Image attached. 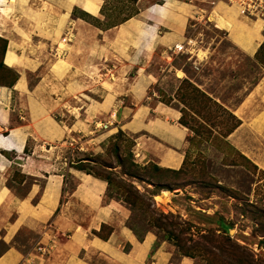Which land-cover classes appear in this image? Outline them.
<instances>
[{
	"label": "rangeland",
	"instance_id": "1",
	"mask_svg": "<svg viewBox=\"0 0 264 264\" xmlns=\"http://www.w3.org/2000/svg\"><path fill=\"white\" fill-rule=\"evenodd\" d=\"M175 1L191 11L185 14L183 42L166 54L186 78L179 72L177 77L161 72L165 63L158 48L148 70L160 79L150 90L148 102L154 105V97L169 104L187 123L181 125L188 138L179 169L138 162L133 140L115 124L116 115L130 105L121 99L127 95L123 91L126 73L119 72L124 66L120 58H125L121 54L140 59L142 49L150 46L147 25H136L131 18H138L145 9L146 19L165 21L172 14L167 0H24L19 11L17 0L7 2L12 6L2 18L8 19L5 27L13 47L2 55L0 41V93H4L8 125H27V113H39L33 125L51 121L59 134L64 131L65 135L49 141L29 137L24 153L36 145L42 153L45 148L51 151L48 157L41 155L40 168L51 165L56 175L63 176L66 187L60 203L75 186L70 172L77 164L91 176L107 177L106 200H115L127 210L121 227L138 242L148 233L153 236L142 264H150L161 246L169 254V264L184 258L190 264H226L230 247H242L251 264H264V231H260L264 220L252 208L264 212V172L228 140L234 124L232 106L264 73V39L249 58L232 45L228 35H237L248 24L252 28L246 36L261 40L264 7L241 15L239 8L223 0ZM230 9L236 12L230 14ZM9 52L19 57V67L6 63ZM195 52L198 64L190 58ZM202 54L205 58L198 60ZM20 77L23 80L17 81ZM23 81L24 92H20L16 86ZM3 114L0 110V119ZM0 134L4 139L9 135ZM38 182L43 186V178ZM32 183V178L26 179L15 168L6 186L22 197ZM111 231V224H102L91 233L107 240ZM121 247L123 253L130 250L123 239Z\"/></svg>",
	"mask_w": 264,
	"mask_h": 264
},
{
	"label": "crops",
	"instance_id": "2",
	"mask_svg": "<svg viewBox=\"0 0 264 264\" xmlns=\"http://www.w3.org/2000/svg\"><path fill=\"white\" fill-rule=\"evenodd\" d=\"M23 1L17 0V11L22 9L20 4H23ZM167 1L171 5L169 9L172 14H168L165 21L146 19L142 15L145 9L140 11L138 18H131L136 25L139 22L147 25L149 34L146 43H150V46L149 49H142L140 59L138 56L134 58L130 54H121L125 58H120L124 66L119 72L122 75L126 73L123 77H127V84L123 89L127 95H123L121 99L128 100L130 105L116 115L117 122L114 123L133 140V152L138 162L154 163L164 169L176 170L183 164L188 138L187 130L178 122L180 112L155 100L154 97V105L151 106L148 102L151 100L150 90L160 79L157 73L148 70L158 48H161L160 59L165 63L161 72L174 76L179 72L185 77L184 72L174 66V60L167 61L170 57L166 53L176 46V43L183 42L185 14H190L191 9L182 2ZM7 2L11 3L13 0H0V37L8 40L6 51L9 46L11 49L13 47L5 27L8 24L7 10L12 6H8ZM232 12H236V9H230L229 13ZM3 14L6 17L2 18ZM243 26L246 28L238 31L237 35L229 32L228 39L240 53L252 58L264 39L263 31L261 40L251 41L246 32L252 25ZM125 27L124 25L123 28ZM130 35L132 39L134 37L138 40L135 33ZM195 57L196 52L190 58L194 64H198ZM5 61L11 68L19 67L21 63L19 57L11 52L6 55ZM118 67L114 66L113 69ZM132 71L133 77L130 76ZM21 79L23 80L20 77L17 81ZM16 87L18 91L24 92V81L23 85L18 84ZM152 96L156 95L153 93ZM4 99V93H0V110L4 113L0 119V128L1 131L9 133L6 139L0 134V264H142L153 245V236L148 233L142 242H138L128 230L121 227L127 210L115 200H106V182L85 172H70L75 186L68 194L67 200L60 203L62 191L64 186L66 187L63 176L56 175L51 165L40 168L41 155L48 157L51 151L45 148L42 153L41 146L36 145L29 154H25L24 145L29 137L49 141L65 135L64 131L59 134L51 121L33 125L34 121H39V113H27V125L11 128L8 125ZM144 100H147L145 104ZM231 113L239 120L240 125L229 135L228 140L240 154L264 172V73L239 102L232 106ZM41 126H44V130ZM58 167L61 169L59 165ZM15 168L26 176V179H33V183L22 197L6 186L10 172ZM41 178L43 186L38 182ZM79 210L83 213H78ZM102 224H111L112 227V234L110 233L107 240L96 238L91 233L98 230ZM22 233L26 234L25 237ZM122 239L130 245L128 253L122 252ZM150 264H169V254L163 246L154 254ZM178 264L190 262L184 258Z\"/></svg>",
	"mask_w": 264,
	"mask_h": 264
},
{
	"label": "trees",
	"instance_id": "3",
	"mask_svg": "<svg viewBox=\"0 0 264 264\" xmlns=\"http://www.w3.org/2000/svg\"><path fill=\"white\" fill-rule=\"evenodd\" d=\"M0 41L3 43V46H2V49H1V54L4 55V53L6 51V47H7V42H6V40H2L1 38H0ZM260 49H262V46L260 47ZM167 105H169V104H167ZM232 118L234 120V124L231 127L230 132H229L228 135H230L240 125L239 120H237L233 115H232ZM179 124L180 125H183V126H185L187 124L184 121L183 116H182V118H180ZM79 164H77V167L75 168L77 171H84L86 174L91 175L90 173H87L83 168L78 167ZM92 176H94V175H92ZM95 176H98L99 177V174L98 175H95ZM95 178H97V177H95ZM99 179L105 181L108 178L107 177H104V178L101 177ZM252 208L260 216V218L262 220H264V212L262 210H258L257 208H254V207H252ZM260 231H262V232L264 231V225H261ZM220 252H222V251H220ZM228 254L229 255L227 256L228 257L227 262H225L226 264H251V263H253V260L250 257V255L249 254H246L243 251L242 247H237V249H233V248L230 247Z\"/></svg>",
	"mask_w": 264,
	"mask_h": 264
},
{
	"label": "built area",
	"instance_id": "4",
	"mask_svg": "<svg viewBox=\"0 0 264 264\" xmlns=\"http://www.w3.org/2000/svg\"><path fill=\"white\" fill-rule=\"evenodd\" d=\"M229 6H235L239 8L241 15L254 13L257 9L264 7V0H223ZM180 50L179 48H176ZM182 49V48H181Z\"/></svg>",
	"mask_w": 264,
	"mask_h": 264
},
{
	"label": "bare ground",
	"instance_id": "5",
	"mask_svg": "<svg viewBox=\"0 0 264 264\" xmlns=\"http://www.w3.org/2000/svg\"><path fill=\"white\" fill-rule=\"evenodd\" d=\"M8 1H10V0H8ZM197 54H198V53H197ZM200 54H201V52H200ZM197 58H198V60H203V58H205V55H204V54H202V55H198ZM178 77H180V74H178ZM155 198H156V197H155Z\"/></svg>",
	"mask_w": 264,
	"mask_h": 264
}]
</instances>
